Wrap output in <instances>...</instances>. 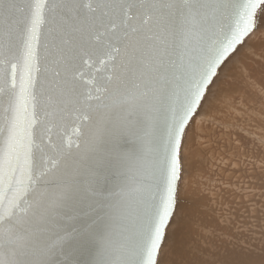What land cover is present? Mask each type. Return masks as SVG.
<instances>
[{"label": "snow or ice", "instance_id": "1", "mask_svg": "<svg viewBox=\"0 0 264 264\" xmlns=\"http://www.w3.org/2000/svg\"><path fill=\"white\" fill-rule=\"evenodd\" d=\"M260 11L264 0H0V264H79L87 244L98 247L90 264H163L166 243L180 264L215 256L224 236L199 243L191 212L177 211L182 149ZM123 136L138 147L103 154ZM97 158L123 177L108 197L92 186L94 168L86 190L78 180ZM98 197L130 218L118 248L106 231L52 226L68 203L88 215Z\"/></svg>", "mask_w": 264, "mask_h": 264}, {"label": "rangeland", "instance_id": "2", "mask_svg": "<svg viewBox=\"0 0 264 264\" xmlns=\"http://www.w3.org/2000/svg\"><path fill=\"white\" fill-rule=\"evenodd\" d=\"M257 20L221 69L183 148L177 211L191 212L199 243L212 230L225 238L205 264H252L264 251V11ZM165 253L163 264L185 259L167 243Z\"/></svg>", "mask_w": 264, "mask_h": 264}, {"label": "water", "instance_id": "3", "mask_svg": "<svg viewBox=\"0 0 264 264\" xmlns=\"http://www.w3.org/2000/svg\"><path fill=\"white\" fill-rule=\"evenodd\" d=\"M259 14L260 12H258V15ZM255 29L244 38L241 44L237 45L235 52L232 53L229 58H227L225 63H227L233 57L239 46L245 42V40L255 31ZM40 53L42 54V48L40 49ZM224 64L218 70L219 74L221 69L225 66ZM217 77L215 78L214 82L216 81ZM34 114L37 118L40 117L41 112L39 105L34 108ZM76 127H81V125L77 124ZM82 131L86 132L87 129L82 128ZM36 139L37 143H40L39 135H37ZM70 139L73 141L76 140V135L73 134L71 127L68 128L66 134H63V143L65 144V146ZM44 141L47 142V136L44 137ZM136 147H138V145L133 138L127 136L118 137L110 140L107 144L104 145L103 154H105L106 156L109 154L111 156H115L117 154L131 152ZM71 151L73 156L79 157L83 149L77 150L75 146H73ZM182 158L184 159L183 149ZM43 159L47 161V155H45ZM36 162L37 166L39 167L41 163V154L39 152L36 153ZM89 168H94L97 172L95 183L92 186L102 192L103 197H108L109 193L119 191V186L123 177L118 175V170L115 166L109 165L104 160H99L98 158L85 160L82 164L83 170L78 176L82 191L86 190L89 187V176L87 171ZM97 199L100 202L94 205L95 211H90L88 215L84 214L85 211H88V209H86L83 205L74 204L71 202L68 203L59 210V213L57 215L54 216L52 226L56 231H60V229L71 230L72 228L79 229L80 231H84L85 229H90L93 231L103 230L110 234L111 245L114 248H118L125 242V237L128 234L126 230L131 227L130 218L127 216L126 211L112 206L115 203L112 198L103 199L101 197H98ZM97 251V245L87 244L78 252H76L73 259L79 261V264H90V261L95 257Z\"/></svg>", "mask_w": 264, "mask_h": 264}, {"label": "bare ground", "instance_id": "4", "mask_svg": "<svg viewBox=\"0 0 264 264\" xmlns=\"http://www.w3.org/2000/svg\"><path fill=\"white\" fill-rule=\"evenodd\" d=\"M258 21V20H257ZM261 22V21H259ZM253 35V34H252ZM238 246V245H237ZM236 246V247H237ZM240 247V246H239ZM242 248V247H241ZM240 249V248H239ZM231 251V250H230ZM240 251V250H239ZM246 251V250H245ZM244 251V252H245ZM171 252V251H170ZM246 253V252H245ZM227 254V253H226ZM244 254V253H243ZM248 254V253H247ZM169 256V255H168ZM237 256V255H236ZM254 258V256H253ZM209 260V259H208ZM214 260V259H213ZM211 263V262H210ZM219 263V262H217ZM221 264H248V262H242V263H237L235 260L227 258L225 261H223ZM252 264H264V251H262V254L256 257V261H252Z\"/></svg>", "mask_w": 264, "mask_h": 264}]
</instances>
